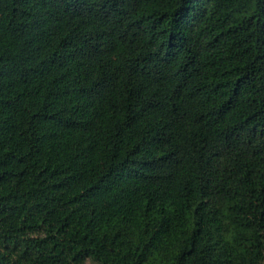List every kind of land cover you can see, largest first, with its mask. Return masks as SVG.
I'll return each instance as SVG.
<instances>
[{
    "label": "trees",
    "instance_id": "trees-1",
    "mask_svg": "<svg viewBox=\"0 0 264 264\" xmlns=\"http://www.w3.org/2000/svg\"><path fill=\"white\" fill-rule=\"evenodd\" d=\"M0 264H264V0H0Z\"/></svg>",
    "mask_w": 264,
    "mask_h": 264
},
{
    "label": "rangeland",
    "instance_id": "rangeland-1",
    "mask_svg": "<svg viewBox=\"0 0 264 264\" xmlns=\"http://www.w3.org/2000/svg\"><path fill=\"white\" fill-rule=\"evenodd\" d=\"M213 209L216 211V217L219 220V224L215 227L216 230H218V238L221 241H225L227 239L228 233H227V229L229 228V225L231 223V220L233 218V212L228 204V202L223 201L218 205V210L217 208L213 207ZM161 215V213H156L155 217H159ZM154 217V218H155ZM155 218V219H156ZM114 224V221L108 224H105V226L102 224L101 228L103 231H109V227ZM42 226H43V230L44 231H48L50 232V224L48 222H43L42 221ZM168 236L163 237L161 239H159L157 242H155V248L153 250V253L155 254V256H158L159 258L164 257V255L166 254L163 249L166 246L165 243L168 242ZM54 240L56 242H66L63 241V237H58L56 235H54ZM20 250V246H18V242L13 241L8 243V245L6 246V251L7 253L13 258L16 257L19 253Z\"/></svg>",
    "mask_w": 264,
    "mask_h": 264
}]
</instances>
